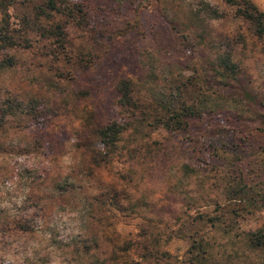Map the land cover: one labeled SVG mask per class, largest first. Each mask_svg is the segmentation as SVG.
I'll return each mask as SVG.
<instances>
[{"label":"rangeland","instance_id":"rangeland-1","mask_svg":"<svg viewBox=\"0 0 264 264\" xmlns=\"http://www.w3.org/2000/svg\"><path fill=\"white\" fill-rule=\"evenodd\" d=\"M72 1L83 19L63 25L61 54L23 31L18 4L6 9L25 41L0 50V264H261L245 235L264 226V35L224 0ZM224 53L236 69L225 88L214 78ZM158 97H218L224 111L166 129ZM112 121L123 129L101 146L94 129ZM238 177L260 191L250 210L227 202ZM198 239L206 252L190 262Z\"/></svg>","mask_w":264,"mask_h":264},{"label":"trees","instance_id":"trees-1","mask_svg":"<svg viewBox=\"0 0 264 264\" xmlns=\"http://www.w3.org/2000/svg\"><path fill=\"white\" fill-rule=\"evenodd\" d=\"M224 2L230 7L235 8V12L239 18L249 25L255 36L264 35V13L257 10V8L251 3L250 0H224ZM16 4L22 9L20 21L22 23L23 31L30 32L36 31L39 36L48 40H52V43L57 49L58 53H63L67 50L66 38L63 25L67 22H74L77 18L79 21L83 19V12L81 6L74 3L72 0H22L20 3H15V0H0V50L6 48H14L19 46V41L24 42L25 37L16 34L14 31H10L8 28V15L6 13L7 7H13ZM207 8V7H206ZM207 10L215 16L216 13ZM45 22V26H40L39 23ZM9 63V61H7ZM216 75L214 76L217 84H222L223 88L226 87L225 82L229 84L236 79V69L234 63L231 61L229 55L224 53L217 57L214 65ZM225 84V85H224ZM115 90L119 96L120 104L126 111L133 109L130 81L122 79L118 81L115 86ZM204 99L197 103L200 105H189L186 103L171 104L168 107L163 105V102L158 98H155V106L158 107L157 111L163 119L160 123L164 128L169 129L170 124L176 123L179 126L184 127L186 120L200 119L201 111L206 110L209 113H217L224 111V100ZM205 102V103H202ZM228 108V106L226 105ZM174 108V109H172ZM242 111L250 113L247 108H240ZM253 114V113H252ZM261 124L263 125L262 131H264V114L258 115ZM123 127L118 125L115 121L107 123L101 127L94 129V135L101 146L113 144ZM215 147V146H214ZM213 147V149H214ZM97 154V153H96ZM105 152L100 153V157H103ZM184 172H193V168L189 165H183ZM255 186H249L240 177L231 179L227 183V202H238V211L250 210L256 206L257 197H259L260 191L254 189ZM258 202H260L258 200ZM235 212V211H232ZM246 246L252 250H258L264 253V226L260 227L245 235ZM130 243H126L124 246H128ZM141 259H147L150 253L143 249ZM205 243L201 240H195L191 243L188 249V261L199 262L203 259L205 254ZM160 253V252H159ZM76 255H88L87 251L81 250L80 252L75 250ZM162 255H167L165 252H161ZM261 264H264V259Z\"/></svg>","mask_w":264,"mask_h":264}]
</instances>
